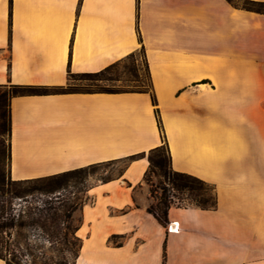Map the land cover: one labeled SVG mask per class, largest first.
<instances>
[{
	"label": "crops",
	"instance_id": "0c3cea01",
	"mask_svg": "<svg viewBox=\"0 0 264 264\" xmlns=\"http://www.w3.org/2000/svg\"><path fill=\"white\" fill-rule=\"evenodd\" d=\"M141 49L156 105L10 99L11 180L142 154L73 213L74 264H264V15L226 0H0V86L63 87ZM163 144L173 171L214 187L215 209L173 206L166 226L147 212V154Z\"/></svg>",
	"mask_w": 264,
	"mask_h": 264
},
{
	"label": "trees",
	"instance_id": "16d2710c",
	"mask_svg": "<svg viewBox=\"0 0 264 264\" xmlns=\"http://www.w3.org/2000/svg\"><path fill=\"white\" fill-rule=\"evenodd\" d=\"M226 1L234 8L264 15V2L250 0ZM139 54L142 56L145 64L149 86L144 85V83L139 80L138 65L135 60L136 55L133 54L97 73L69 74L68 79L72 75H80L90 80V82H117L121 81L117 71L120 66H123L125 70L124 74L127 77L123 82H125V84L137 82L139 84L138 86L115 91L94 92L72 91L65 88L66 85L63 87L10 85V93H0V136L7 132L10 137L11 123L9 101L12 97L16 96H44L71 93H149L153 105H156L142 49ZM4 87L6 86H0V88ZM7 101L8 120L5 122L4 111H2V109L5 108ZM155 116L158 127L161 130L162 128L157 109L155 111ZM142 156V154L133 155L123 159L93 164L43 178L13 181L10 178L9 172H6L4 169V149L0 147V259L3 260L5 264H28L24 260L29 257L31 258L29 264H38L37 260L42 258V260L44 259L42 264H53L51 259L46 260L44 258L43 250L46 246H48V250L52 249L54 246H59L60 249L58 253L62 255L55 264H67L68 261L66 256L70 252L68 245H72L73 241L75 245H77V250L74 254L75 263L81 245L80 240L75 236L80 222L76 225H72V216L75 211L81 209L84 204L88 202L87 192L95 186L88 183V171H93L96 168L106 169L117 167L116 171H111L105 176H101L97 179L99 184H106L121 179L129 165ZM8 158L10 161L9 144ZM147 160L149 166L144 174L143 182L148 186L152 200H154L156 196V188L161 190V194L157 198L156 203L150 204L146 210L162 226L167 225L168 211L173 206L179 208L191 207L203 211L215 209L216 195L214 187L194 176L173 171L166 144L150 150ZM152 177H155L159 181L160 187L154 186ZM71 184L73 187L80 186L78 192L85 195L83 199L76 198L73 202L59 201L58 198L55 200L49 199L43 201L41 206L37 205V201L34 199L35 196H49ZM126 184L130 186L128 182H126ZM183 196L185 198H183ZM18 201L20 202L17 204L19 209H16L14 203ZM57 204L58 207H55ZM34 232L37 233V238H40V243L36 244L33 243L34 241H31V237H35V235H32ZM69 235H71L72 238L71 242L68 240ZM34 239H36V237ZM109 242L117 244V236H112Z\"/></svg>",
	"mask_w": 264,
	"mask_h": 264
},
{
	"label": "rangeland",
	"instance_id": "374dc122",
	"mask_svg": "<svg viewBox=\"0 0 264 264\" xmlns=\"http://www.w3.org/2000/svg\"><path fill=\"white\" fill-rule=\"evenodd\" d=\"M237 3V2H236ZM238 4V3H237ZM242 5L241 3H239ZM136 64L138 65V74H139V80L144 83V85L149 86V80L146 75L145 71V64L143 61V58L140 54H137L135 56ZM125 70L123 69V66H120L117 74L120 76L121 81L117 82H105V81H96V82H90V80L80 76V75H72L69 77L68 82L65 86V88H68V90L72 91H115V90H122L126 89L128 87H134L138 86L139 84L137 82H131V83H126L123 82L126 80V76L124 74ZM132 80V78H131ZM125 85V86H124ZM127 86V87H126ZM10 93V85H6L4 88H0V93ZM4 111V121L7 122L8 120V101L6 102L5 108L2 109ZM2 121V120H1ZM8 144H9V135L7 132H5L2 136H0V147L4 149V169L6 172H9V158H8ZM148 157V154H147ZM117 167L115 168H96L93 171H88V183L92 185H99V182L97 179L101 176H105L107 173H110L111 171H116ZM152 181L154 183V186L160 187L159 181L155 178L152 177ZM80 186L78 187H73L72 184L67 186L66 188L60 190L59 192L49 195V196H43V195H37L34 197V199L37 201V205L41 206L43 201L49 200V199H59V201H65V202H73L76 200V198L83 199L85 195L83 193H79ZM161 190L156 188V196L152 203H156L157 198L160 196ZM178 196V195H177ZM183 198H185L183 196ZM30 199V198H29ZM20 203L15 202L14 206L16 209H19V206L17 204ZM58 207V204L55 206ZM77 222L73 220L72 225H76ZM32 235H35V237H31V241H34L33 243H40V238H37V233H33ZM68 240L71 242L72 238L71 235L68 236ZM70 252L67 254L66 258L68 263L67 264H74V254L77 250V245H75V242L72 241V245H68ZM60 249L59 246H54L52 249L48 250V246L43 250L44 251V258L46 260L51 259L53 264H55L59 258L61 257V253H58V250ZM31 258L27 257L24 261L29 264ZM44 259L42 258L37 260L38 264H42Z\"/></svg>",
	"mask_w": 264,
	"mask_h": 264
}]
</instances>
